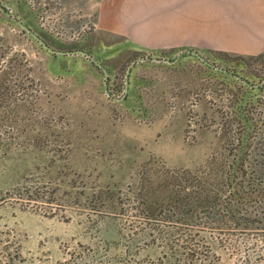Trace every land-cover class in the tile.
Returning <instances> with one entry per match:
<instances>
[{
  "label": "rangeland",
  "instance_id": "rangeland-1",
  "mask_svg": "<svg viewBox=\"0 0 264 264\" xmlns=\"http://www.w3.org/2000/svg\"><path fill=\"white\" fill-rule=\"evenodd\" d=\"M104 1L0 0V264H264L256 0H189L147 46L99 25ZM247 121L241 223L198 212L208 240L184 244L166 196L232 164Z\"/></svg>",
  "mask_w": 264,
  "mask_h": 264
},
{
  "label": "trees",
  "instance_id": "trees-1",
  "mask_svg": "<svg viewBox=\"0 0 264 264\" xmlns=\"http://www.w3.org/2000/svg\"><path fill=\"white\" fill-rule=\"evenodd\" d=\"M156 52L160 53L162 51L157 50ZM211 53L215 54L213 51H211ZM219 54L220 56H228V54L224 52H219ZM183 56L186 57V55ZM232 56L237 59L245 58L243 55ZM248 57L261 59L264 58V52L259 55ZM2 70L0 69V72H2ZM252 86L253 89L256 88L255 85ZM263 86H261L260 89H263ZM245 124L247 136L239 139L237 144L238 153L235 155L232 164L230 163L228 167L227 163L224 161L221 163L222 166H219L218 164L213 167L211 164L210 171L205 173V175L187 178L185 179L187 184L182 182V185H173V188H175L174 190L180 188V190H176L178 192V196L173 194L174 190L169 191L168 196H166L171 202L175 203V207L178 209V213L181 217V219L180 217L178 219L180 221L174 223V225H181L180 227H177L178 230H189L193 232L194 237L186 235V233H182L183 240H185L184 244L196 240L197 238H199V240L205 239V243L208 240L206 236H203L200 233L198 234V232L196 235L194 234V228L196 226L195 223H197L194 219V215L198 212H205L209 214L211 219H215L216 222L214 223H217L219 226L232 224L239 225L241 223L238 219L241 216L240 201L242 199L241 193L243 189L238 175H241L247 160L246 155L250 152V148L253 144V140L249 134L252 132V127L249 125L248 121L245 122ZM218 166L220 168H218ZM223 169L228 170L226 175ZM261 169L263 170L264 168ZM261 169H259V171ZM256 171L258 172V170ZM186 174L191 176V172H186ZM180 193L182 194L181 197L179 196Z\"/></svg>",
  "mask_w": 264,
  "mask_h": 264
},
{
  "label": "crops",
  "instance_id": "crops-1",
  "mask_svg": "<svg viewBox=\"0 0 264 264\" xmlns=\"http://www.w3.org/2000/svg\"><path fill=\"white\" fill-rule=\"evenodd\" d=\"M116 2L117 0L104 1L100 10L99 25L118 36L147 46V37L154 35L153 32L178 30V24L184 17V5L189 0H123L122 10L118 9ZM255 5L258 9L255 16L261 17L256 23L262 24L258 34L264 39V0H256ZM191 7H194L193 1ZM177 16L179 18H176ZM161 38L163 40L168 37Z\"/></svg>",
  "mask_w": 264,
  "mask_h": 264
},
{
  "label": "water",
  "instance_id": "water-1",
  "mask_svg": "<svg viewBox=\"0 0 264 264\" xmlns=\"http://www.w3.org/2000/svg\"><path fill=\"white\" fill-rule=\"evenodd\" d=\"M19 24L21 25V27L28 32L39 44H41L47 51H49L50 53H53L55 55H83L85 57H88L89 59H91L92 61H94V59L87 53L83 52V51H76V52H59V51H55L52 48H50L47 43L41 39V37L39 35H37L35 32H33L31 29H29L26 25H24L22 22L19 21ZM200 59H202L204 61V58L200 57L199 55H197ZM207 63V62H206ZM208 64V63H207Z\"/></svg>",
  "mask_w": 264,
  "mask_h": 264
}]
</instances>
